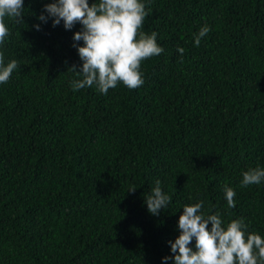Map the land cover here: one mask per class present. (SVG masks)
<instances>
[{
    "label": "trees",
    "instance_id": "1",
    "mask_svg": "<svg viewBox=\"0 0 264 264\" xmlns=\"http://www.w3.org/2000/svg\"><path fill=\"white\" fill-rule=\"evenodd\" d=\"M50 2L5 18L0 53L19 67L0 83V264H173L183 206L201 200L264 238V181L241 186L264 168V0H141L164 52L141 62L142 86L106 95L72 90L82 25L40 21ZM156 180L172 200L154 216Z\"/></svg>",
    "mask_w": 264,
    "mask_h": 264
},
{
    "label": "clouds",
    "instance_id": "2",
    "mask_svg": "<svg viewBox=\"0 0 264 264\" xmlns=\"http://www.w3.org/2000/svg\"><path fill=\"white\" fill-rule=\"evenodd\" d=\"M23 10V0H0V45L11 34L5 18L23 23ZM148 14L141 0H99L91 5L89 0H52L44 5L37 18L45 23L52 18L53 27L63 21L66 30H71L77 23L82 25V29L73 35L74 41H83V46L73 44L82 66L79 71L75 65L68 69L81 78L70 81V85L73 91L95 85L106 95L109 89L117 87L118 82L129 89L142 86L141 62L164 52L157 44L155 31L149 35L141 30ZM34 27L40 30V25ZM210 30L207 25L199 29L195 36L196 46ZM177 51L182 56L185 50L178 47ZM18 67L17 60L5 65L3 53H0V83H6ZM242 177V187L259 185L264 181V168H249ZM160 184L156 180L145 197L147 211L154 216L167 208L172 200ZM223 192L228 207L234 208L236 193L233 188L225 185ZM203 204L201 200L183 206L178 219L179 235L174 242L168 241L173 255L163 257L164 261L171 259L173 264H264V238L248 232L243 218L232 219L225 225L218 212L206 216L202 211ZM193 240L194 248L190 246Z\"/></svg>",
    "mask_w": 264,
    "mask_h": 264
}]
</instances>
